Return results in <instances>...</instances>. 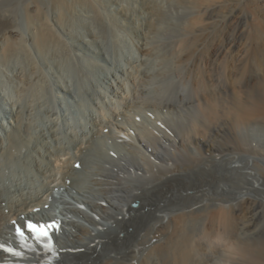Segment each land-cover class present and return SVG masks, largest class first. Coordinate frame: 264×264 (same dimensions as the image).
Instances as JSON below:
<instances>
[{
    "label": "bare ground",
    "instance_id": "obj_1",
    "mask_svg": "<svg viewBox=\"0 0 264 264\" xmlns=\"http://www.w3.org/2000/svg\"><path fill=\"white\" fill-rule=\"evenodd\" d=\"M200 1L176 0L197 10L179 31L189 42H167L156 56H173L171 90L156 86L157 101L145 107L136 101L150 89L133 91L134 104L121 93L122 111L100 122L92 114L79 136L49 99L59 91L77 105L85 99L75 50L99 47L103 13L94 0H47L50 19L41 0H0V75L12 72L25 97L10 105L0 137V264H36L35 254L6 253L12 222L56 214L64 219L58 264H264V243L243 238L264 220V0L247 1L252 32L238 0ZM19 4L28 37L17 27ZM141 4L138 25L125 10L116 16L148 55L142 41L164 15L153 1ZM137 116L157 122L153 130L140 132ZM126 129L135 143L114 136Z\"/></svg>",
    "mask_w": 264,
    "mask_h": 264
},
{
    "label": "rangeland",
    "instance_id": "obj_2",
    "mask_svg": "<svg viewBox=\"0 0 264 264\" xmlns=\"http://www.w3.org/2000/svg\"><path fill=\"white\" fill-rule=\"evenodd\" d=\"M41 1L45 5L46 10L49 13L48 18L52 19V10L48 7L47 0ZM94 1L96 2L98 9L104 15V26L102 30H99L102 34L98 39V41H100L99 47L95 50L94 48H91L89 46H86V48L81 47V49H78V47H76L75 50L77 58L79 60V70H81V82L79 86L81 85L85 90H87L88 94L85 96V99L82 97V99H78V102H80L79 105L74 103L72 99H70L67 95L61 93L60 91L58 92L57 97L56 95H54L55 93L53 94L52 100L48 98L51 104V108H56L57 111H63V113L67 117L69 124L72 126V130L78 133L79 136L83 131L90 132L91 125L89 123V120H92V114L94 115V118H96V120L100 122L101 120L108 121V119H113L111 115L113 112H115V114H119L122 111L123 105L121 99L118 96L119 94H124L127 101L134 104V99L132 96V94L134 93L133 91H138L143 88L146 90L150 89L151 93L144 97H142V95L139 96L140 99L136 101L140 106L145 107L149 104L153 105L157 101L154 95L155 93L152 92V90L156 86L161 87L162 85V88H167V91L171 90L172 80L174 79L173 68L175 65L174 60L169 61L168 59L173 56L170 55L167 60L162 57V53V58H156V56L159 50L161 48L163 49L164 46L167 45V42L171 43L172 46H176V49L179 48L178 46H180L181 49L186 47L189 42L190 35L185 33L182 35L183 32L179 31H181V29L183 28L182 25L192 23V20H190V22L189 19L186 20V18L191 17V15H195V13L197 12L195 6L192 7L190 4L181 6L176 2V0H150L158 5L159 9L162 10L164 17L162 23L159 24L160 26L158 25L157 32L155 31L150 35V37L142 41L147 46L149 54L141 55L138 50V41L134 36V33H132L128 28V25H126L127 23L122 18L120 19L119 17H117L116 14L119 10H125L128 17L131 18V22L134 23L136 21V25H138V18L141 15L139 11L140 7H142V0ZM238 1L242 9L245 10L246 13H248V15H245V19H248L246 29H248L249 32H252L251 21L249 19V5L246 6L248 4L247 1L249 0ZM196 3V5L199 6L201 1L196 0ZM231 4L232 2L226 3L221 8V10ZM78 12L83 15V19L85 18L87 21L93 24V14L87 7L78 6ZM169 25L170 27L168 29ZM17 27L26 37H28V33L30 32L27 27L20 4L18 7ZM161 27L162 29H160ZM75 32L77 31H74V33ZM178 33L179 35H177ZM216 33L217 31L213 32L211 34L212 38L208 37L204 41L205 43H203V45H209L214 40ZM251 38L252 37H250V39L248 40V44H251L249 43ZM89 40L90 39H85L86 42H89ZM173 40H175V42ZM178 40L179 42H177ZM246 42L247 39L245 38L244 43ZM70 43H72V41H70ZM143 73L151 75L154 80L148 81L144 79ZM113 75L119 80H113ZM0 76V137H4L3 128H10V125L12 124V119H10L9 115L7 114V110H9L10 105L15 102L23 103L25 97L18 95L17 89L19 88V85L14 78V80L12 79V72H8L7 75L1 74ZM47 76H49L48 79H50V83L53 84L51 86L56 89V85L54 84V81L50 74L47 73ZM67 76L70 77V75ZM133 77L134 79H132ZM109 78H111L112 84L108 82ZM163 83L165 84V86ZM38 90H41V88L38 87L37 91ZM107 106L109 108H107ZM109 109H111V111ZM164 114H168L167 109H164ZM133 115L134 114L130 113L129 117H132V119L128 118L130 119V121L134 119ZM148 115L156 117L150 112L148 113ZM136 118L141 120H137V126L143 128L138 129L140 132H143L144 130H146V128L153 130L154 126L157 123H155V121L154 123H152L151 120H146V118L142 116H137ZM169 118H171V116ZM122 119V116L119 117V121H122ZM124 125H126L125 121ZM107 131L108 128L104 130V133L107 134ZM115 132L116 134H114V136L118 135L119 137H125L129 142L135 143V141L133 140L132 131L126 129L123 131L116 130ZM108 142L111 144L112 140H109ZM122 151H124V149H122ZM243 238L247 239L248 241L251 240L250 242L255 243L256 246H261L264 243L263 218L258 223L257 230L253 234L244 235Z\"/></svg>",
    "mask_w": 264,
    "mask_h": 264
}]
</instances>
